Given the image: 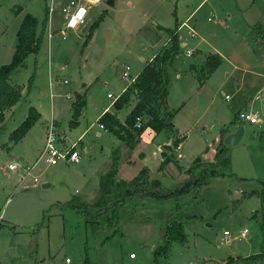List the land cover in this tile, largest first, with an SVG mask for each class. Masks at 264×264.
<instances>
[{
    "label": "rangeland",
    "instance_id": "374dc122",
    "mask_svg": "<svg viewBox=\"0 0 264 264\" xmlns=\"http://www.w3.org/2000/svg\"><path fill=\"white\" fill-rule=\"evenodd\" d=\"M86 1L89 19L104 12L106 16L84 50L86 31H64V39L55 33L49 64L44 36L39 53L29 54L25 67L10 76L23 90L21 101L5 112L0 123V264H221L238 257L242 260L231 264H264V121L244 124L240 141L225 147L227 164L217 158L223 150H217L223 144L222 133L240 125L239 113L264 108V101L252 102L250 107L244 103L264 85V56L252 37L256 24L264 34V0H117L113 8L106 0ZM51 2L52 28L64 29L61 10L69 0L63 5L60 0H0V68L12 62L24 17L37 19L39 29ZM184 21L198 38H190L188 28L182 27L180 50L170 68L169 106L173 126L183 137L181 148L175 149L174 131L161 132L154 141L146 131L141 139L148 128L147 115L142 113L132 129L140 143L130 150L112 132L99 128L105 108L113 115L118 111L116 101L107 95L119 96L141 71V59L154 57L168 44L165 30ZM198 49L223 58L202 83L196 78L205 75L204 56L185 54ZM126 66L131 77L122 81ZM75 93L85 95V107L78 126L71 128ZM131 98V108L123 106L117 113L121 124L136 105ZM30 107L41 114L40 120L20 142L10 143L9 134L24 121ZM139 117L143 131L135 127ZM51 120L69 143L80 141L81 162L49 166L41 160L31 177L17 185L21 169L11 173L8 164L36 161ZM216 125L220 128L213 130ZM169 141L173 152L162 165L160 147ZM114 149L119 163L108 187L111 201L122 190L116 181H130L142 169H148L149 181L171 189L185 181L193 160L219 164L220 177L203 184L195 199L179 203L174 217L182 225L185 244L173 242L167 254L159 252L171 200L149 201L135 212L124 207L115 215L91 214L89 219L73 209L102 200L99 174L108 169ZM177 154L181 159H176ZM244 230L247 234L241 237Z\"/></svg>",
    "mask_w": 264,
    "mask_h": 264
},
{
    "label": "trees",
    "instance_id": "16d2710c",
    "mask_svg": "<svg viewBox=\"0 0 264 264\" xmlns=\"http://www.w3.org/2000/svg\"><path fill=\"white\" fill-rule=\"evenodd\" d=\"M49 9L45 8L44 19L41 23L40 31L38 32L37 19L27 14L18 30V43L15 48L12 62L9 65H4L0 68V123H3L6 111L18 104L22 99L23 87L19 84L10 81L11 73L18 67H24V59L29 55H37L39 53L46 24L48 21ZM106 12L100 14L93 20L91 25L86 30L87 34L83 44V50L92 37L93 30L104 20ZM169 35V45L159 51L149 62H146L142 71L135 78L134 82L128 86L118 100L114 103L117 110L129 104V100H136L135 107L127 116L126 123L121 124L115 115L108 112L104 113L99 118L100 125L104 130L112 132L118 140L130 150L140 143V139L132 132L136 117L140 114H146V127L150 128L156 134L165 132H173V114L169 110V82L170 68L174 57L179 53V35L178 24L176 22L173 29H166ZM253 40L257 42L264 56V34L259 24L252 27ZM222 63V58L219 54H210L205 58L202 66L205 75L196 78L199 83H202L210 74H212ZM264 71V68H263ZM33 77L29 80L31 83ZM30 86V85H29ZM85 107V95L75 93V101L72 107V116L69 122L71 128L78 126V119L81 116L82 110ZM40 115L37 110L30 107L28 115L24 121L9 134V142H20L33 125L39 120ZM142 130L144 128H137ZM3 131V130H2ZM1 131V132H2ZM143 131V130H142ZM222 133L221 138L225 137ZM174 141V145L179 143L178 136ZM226 146L220 142L217 150L223 148L217 158L227 164ZM112 157L108 169L99 174V192L102 200H99L94 205L81 204L73 209L79 210L86 219L91 218V214L95 217H100L103 214L111 212L115 215L121 208H128L132 212L149 201L162 202L173 201L171 210L168 212L166 221L163 225V238L159 247V252L167 254L169 247L173 242L186 243V238L183 233L182 225L175 220V214L178 210L179 203L186 198L195 199L196 194L203 184H206L210 178L220 177L222 173L219 170L218 163L202 162L199 159L193 160L192 166L186 171L187 177L183 183L177 184L171 189L164 188L159 181H149L147 170L142 169L130 181H116V186L122 188L114 201L108 198V187L113 183L119 163L118 149L112 151ZM167 157L162 161V165L166 162ZM182 170V168L180 169ZM112 224V221L109 222ZM264 230V222H263ZM264 257V255H263ZM242 260V258H229L226 264Z\"/></svg>",
    "mask_w": 264,
    "mask_h": 264
},
{
    "label": "built area",
    "instance_id": "2783aa9c",
    "mask_svg": "<svg viewBox=\"0 0 264 264\" xmlns=\"http://www.w3.org/2000/svg\"><path fill=\"white\" fill-rule=\"evenodd\" d=\"M52 5L53 2H51L50 6L48 7L49 15L51 14L53 9ZM61 11L64 14V18H65L64 30L80 33L82 29L85 27L88 19L87 18L88 11L85 5L81 4L80 0L77 3L71 0L66 7L62 8ZM208 21H210V19H208ZM185 54L186 56L189 57L192 55V52L190 50H187L185 51ZM130 77H131L130 68L128 66L123 67L121 72L122 81L130 79ZM134 80H131L132 82L130 84H132ZM128 86L125 89H123L122 93L126 91ZM260 92L263 94L262 96L259 95ZM260 92H258L256 99H259L260 97L261 98L264 97V85L261 88ZM119 96L114 97L112 94L107 95V97L109 99H112L114 102L118 100ZM66 97L69 98L70 95L67 94ZM226 100H228L227 96H226ZM237 121L240 125L243 126L244 124L250 126L260 125L264 121V108L256 111L248 110L247 108H245V110L239 113L237 117ZM141 126H142L141 118L139 117L137 118L135 127L141 128ZM99 128L103 129V126L99 125ZM178 139L180 138L178 137ZM79 142L80 141L69 143L64 135H60L57 132L54 120H51L46 126L43 148L40 151L36 161L32 165H20L19 163L16 162L10 163L7 166V169L8 171L13 173L18 171V169H21V173L18 174V179H17V185H21L29 177H31L32 171L37 167V165L41 160H44V162L49 166H57L58 164L61 163L77 165L81 162L82 159L80 153L77 150ZM180 148L181 145L180 143H178L175 149L179 151ZM176 159L177 160L181 159V155L177 154ZM33 182L35 183L38 182V179L33 178ZM224 234L225 236H228L227 232H225ZM246 234H247L246 230L242 231L241 237H245ZM130 258L132 259L134 258V256L131 254ZM66 262H68V260H66Z\"/></svg>",
    "mask_w": 264,
    "mask_h": 264
},
{
    "label": "crops",
    "instance_id": "0c3cea01",
    "mask_svg": "<svg viewBox=\"0 0 264 264\" xmlns=\"http://www.w3.org/2000/svg\"><path fill=\"white\" fill-rule=\"evenodd\" d=\"M65 1H67V0H60V3L63 5V4H65ZM71 0H69V2H70ZM116 1L117 0H115V3H116ZM80 2H81V4H84L85 5V7L87 8V11H88V14H89V8H88V6H87V4L88 3H86L87 1L86 0H80ZM69 4V3H68ZM68 4H66L65 6H63V7H66ZM62 7V8H63ZM114 7H115V5H114ZM52 8H53V5H52ZM113 8V7H112ZM52 13H53V9H52V12H51V14L49 15V19H48V21H47V24H46V29H45V34H44V36H45V38L47 39V42H48V59H49V64H51V40H52V38H53V35L55 34V33H60L62 36H63V39L65 38V32L64 31H67V30H64V29H61V28H57V29H53L52 28V23H51V16H52ZM87 18H88V15H87ZM89 19V18H88ZM41 27V26H40ZM182 27H187V24H186V21H184V22H182V24H179V26H178V35L180 34V31H181V29H182ZM63 28H64V26H63ZM188 28V35H189V37L190 38H192V39H197L198 38V35L196 34V32L192 29V28H190V27H187ZM40 31V28L38 29V32ZM79 33V32H78ZM168 35V34H167ZM44 38V39H45ZM169 40H170V37H169V35H168V44L166 45V46H164L163 48H165V47H167L168 45H169ZM179 41H180V36H179ZM17 43H18V41H17ZM183 45V44H182ZM181 45V46H182ZM17 46V45H16ZM198 46H200V44H198ZM16 48V47H15ZM163 48H160L157 52H156V54L159 52V51H161ZM15 50V49H14ZM187 51V50H186ZM192 52V55L193 54H195V55H197V53L200 55V56H204V61H205V58L208 56V55H210V54H218V53H216V52H208L207 54H205V53H203L200 49H198L197 50V52H193V51H191ZM155 54V55H156ZM191 55V56H192ZM153 58V55L150 57V58H148V60H145V59H143V66H142V69L144 68V66H145V64H146V62H149L151 59ZM222 58V57H221ZM204 61H203V63L202 64H204ZM222 61H223V58H222ZM24 64H25V61H24ZM203 66V65H202ZM202 66H201V68H202ZM25 67V66H24ZM22 68V67H21ZM63 69V68H62ZM142 69H141V71H142ZM140 71V72H141ZM139 72V73H140ZM169 72H170V70H169ZM170 77H171V74H170ZM176 78H178V74L176 75ZM10 81L12 82V83H15V84H18V83H16V82H13L11 79H10ZM170 83V82H169ZM126 87H124L123 89H125ZM123 91V90H122ZM122 91L120 92V94L122 93ZM261 91V89H259L258 91H257V93L255 94V96L253 97V98H249L248 96L246 97V99H245V101H244V103H245V106H248V107H250V105L252 104V102H255V101H258V102H262V101H264V97H260L259 99H256V96H257V94H258V92H260ZM260 96H262L263 94L260 92V94H259ZM132 101H130L129 102V104L128 105H126V106H124V107H127V106H129V105H132L133 103H131ZM168 106H169V96H168ZM123 107V108H124ZM130 108H131V106H129ZM72 110V109H71ZM169 110H170V106H169ZM119 111V110H118ZM118 111H117V113H118ZM38 112V111H37ZM105 112H111L110 111V109H108V108H105L103 111H102V113L101 114H103V113H105ZM170 112H171V110H170ZM39 113V112H38ZM117 113L115 112L114 113V115L117 117ZM172 114H173V112H171ZM82 114V113H81ZM39 115H40V118H41V114L39 113ZM113 115V114H112ZM4 116H5V114H4ZM173 116H174V114H173ZM40 118H39V120H40ZM118 118V117H117ZM38 120V121H39ZM118 120H120L119 118H118ZM173 120H174V117H173ZM120 122H121V120H120ZM147 131V133H148V135H149V137L151 138V141H154L155 140V138L157 137V135L158 134H160V133H158V134H156L155 132H153L150 128H147L145 131H143V133H142V135H141V139H142V137H143V135H144V133ZM173 131H174V133H175V135L176 136H178L180 139L181 138H183L182 137V135L180 134V132L177 130V128L175 127V125H174V127H173ZM230 132L232 131V130H229ZM229 132V133H230ZM97 136H100V134H97ZM45 138V137H44ZM143 154V153H142ZM143 157H144V155H143ZM160 162L162 163V159L160 160ZM9 165V164H8ZM145 169H147V168H145ZM148 170V169H147ZM11 173H13V172H11ZM17 179H18V175H17V178H16V181H17ZM16 181H15V184H16ZM46 187H48V186H46ZM119 193V192H118ZM117 193V194H118ZM221 264H226V263H221Z\"/></svg>",
    "mask_w": 264,
    "mask_h": 264
},
{
    "label": "water",
    "instance_id": "95a60500",
    "mask_svg": "<svg viewBox=\"0 0 264 264\" xmlns=\"http://www.w3.org/2000/svg\"><path fill=\"white\" fill-rule=\"evenodd\" d=\"M105 4L108 7L112 8L115 5V0H106ZM93 20H94V17L89 19L81 32H85L88 29V27L91 25ZM141 60L143 61V59H141ZM216 126H218V125H216ZM219 128H220V126L215 127L213 130H217ZM229 132H227L226 136L224 137L223 144L225 146L232 147V146H235L240 141V139L242 138V136H243V125H239L236 128H234L230 133ZM171 152H173V147L171 145V141H169L160 147V158L162 160L165 159L167 157L168 153H171Z\"/></svg>",
    "mask_w": 264,
    "mask_h": 264
}]
</instances>
